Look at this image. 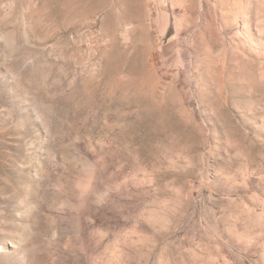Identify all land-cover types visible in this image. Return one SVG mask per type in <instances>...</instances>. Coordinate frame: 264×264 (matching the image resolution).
<instances>
[{
	"label": "rangeland",
	"instance_id": "1",
	"mask_svg": "<svg viewBox=\"0 0 264 264\" xmlns=\"http://www.w3.org/2000/svg\"><path fill=\"white\" fill-rule=\"evenodd\" d=\"M47 1L0 0V264H264V0Z\"/></svg>",
	"mask_w": 264,
	"mask_h": 264
},
{
	"label": "bare ground",
	"instance_id": "2",
	"mask_svg": "<svg viewBox=\"0 0 264 264\" xmlns=\"http://www.w3.org/2000/svg\"><path fill=\"white\" fill-rule=\"evenodd\" d=\"M85 1H88V4L87 5L84 4ZM106 1H103V0L102 1H97V0H48L47 3L52 6V9H53V11L55 13V16L63 17V18L66 19L67 17H70V18L75 17V16H79L80 17V16H83V15H86V14H89V13H94L96 10H98V9H100L102 7L103 8L104 7H107V2ZM74 3H78L80 5L79 6V9H77V11H73L70 8L71 5L74 4ZM108 3H110L109 0H108ZM128 5H129V3H128ZM58 8H61V11ZM123 19H125V18H123ZM68 23H70V22H68ZM119 23H121L120 22V19H119ZM115 24H117V23H115Z\"/></svg>",
	"mask_w": 264,
	"mask_h": 264
}]
</instances>
